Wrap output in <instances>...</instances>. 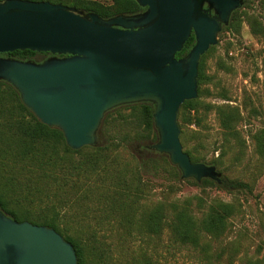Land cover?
Returning a JSON list of instances; mask_svg holds the SVG:
<instances>
[{"label": "water", "instance_id": "1", "mask_svg": "<svg viewBox=\"0 0 264 264\" xmlns=\"http://www.w3.org/2000/svg\"><path fill=\"white\" fill-rule=\"evenodd\" d=\"M134 1L145 10L109 19L48 1L0 2V54H51L42 62L0 56V81L73 150L99 145L107 112L150 103L157 141L144 149L166 155L182 179L221 184L215 166L192 162L183 151L178 114L198 97L200 57L217 45L244 0ZM192 33L193 47L176 58ZM0 264H77V258L54 229L0 210Z\"/></svg>", "mask_w": 264, "mask_h": 264}, {"label": "trees", "instance_id": "2", "mask_svg": "<svg viewBox=\"0 0 264 264\" xmlns=\"http://www.w3.org/2000/svg\"><path fill=\"white\" fill-rule=\"evenodd\" d=\"M4 0H0L2 2ZM48 1L75 8L83 13H94L103 19L117 15H133L145 9L134 0H106L101 4L90 0H29ZM250 0H244L243 6L234 11L224 29L238 31L241 18L248 21L252 32L258 33L257 22L248 14ZM194 45L193 33L183 45L176 58L185 56ZM214 50V46L200 57L197 77L198 97L185 101L179 110L178 124L180 142L185 145L189 126H199L200 113L214 111L226 136L237 139L235 126L241 116L235 107L205 103L201 87L212 79L206 73L205 59ZM20 61H30L36 55L47 57L49 53H36L29 50L1 54ZM220 63L221 69H226ZM228 100V99H226ZM122 121L135 130L133 141L138 147L122 142H102L98 146H85L79 150L70 149L61 131L48 127L36 119L24 106L18 92L8 83L0 81V127L5 134L0 139V162L15 160L25 167H31V177L17 184L11 181L0 186V210L17 222L28 221L54 229L75 251L77 264H109L112 260L110 246L98 238V229L84 231L90 227L84 219L95 211L99 212L96 227L111 224L121 228L127 234H145L147 238L159 240L167 230L170 243L180 247H199L205 236L219 238L227 230L228 220L237 211L227 202L211 200L204 203L200 197L172 201L168 208L156 204L150 210L142 209L141 191L143 176L160 173L159 162L155 157L160 154L143 150L144 145L157 141L153 125L154 106L150 103H136L112 109L105 115L120 113ZM258 153L264 154V131L254 136ZM129 144V145H128ZM127 150L131 162L122 167L119 157ZM192 162H201L199 156L190 150L184 151ZM170 165V164H169ZM171 166V165H170ZM176 171L178 168L171 166ZM176 173H173L175 175ZM178 179L179 174L175 175ZM198 187L214 185L226 191H238L248 188L238 180L222 178L217 184L203 179ZM193 200L201 217L193 211ZM94 205V208L91 206ZM96 207V210H95ZM198 210V211H199ZM149 240L148 242H151ZM168 247V246H167ZM169 252V251H167ZM144 250L139 259L131 264H160ZM248 264H259L257 261Z\"/></svg>", "mask_w": 264, "mask_h": 264}, {"label": "rangeland", "instance_id": "3", "mask_svg": "<svg viewBox=\"0 0 264 264\" xmlns=\"http://www.w3.org/2000/svg\"><path fill=\"white\" fill-rule=\"evenodd\" d=\"M90 1L108 3L106 0ZM249 5L248 15L257 22L258 33L252 32L244 18H241L238 31L223 27L217 45L205 59L206 73L212 80L201 87V99L205 103L237 108L241 116L235 126L237 139L226 136L216 114L211 111L200 113L199 126H189L182 147L183 151L188 149L201 157L200 163L215 166L222 178L241 181L248 188L226 191L214 185L198 187L195 180L182 179L180 171L171 167L174 165L168 157L160 154L155 160L161 171L143 176L140 199L142 209L147 211L158 203L168 208L172 201L194 197L202 198L204 203L214 199L231 203L237 211L229 218L226 232L219 238L203 237L199 247L179 248L170 243L167 230L159 240L152 241L145 234H127L113 222L96 227L99 212L95 211L84 219L90 227L84 235L98 229V238L110 246L113 258L109 264L134 263L144 250L160 264H248L254 261L264 264V154L258 153L253 138L256 133L264 131V0H250ZM45 58L36 55L30 61L42 62ZM221 62L226 69L219 68ZM128 112L124 110L121 114L104 116L99 145L108 141L125 145L130 142L134 148L140 145L133 141L134 128L122 121L121 115ZM4 138L0 127V139ZM131 158L124 150L119 157L120 165L130 168L133 164L125 163L131 162ZM30 168L11 159L0 162V186L7 183L10 188L11 181L19 184L29 179ZM173 173H178L180 178ZM193 205V211L201 217L202 211L197 210L196 200Z\"/></svg>", "mask_w": 264, "mask_h": 264}, {"label": "flooded vegetation", "instance_id": "4", "mask_svg": "<svg viewBox=\"0 0 264 264\" xmlns=\"http://www.w3.org/2000/svg\"><path fill=\"white\" fill-rule=\"evenodd\" d=\"M0 56H1V57H5V56H3V55H1V54H0ZM50 56H51V54H50V55H48L46 58H48V57H50ZM46 58H45V59H46Z\"/></svg>", "mask_w": 264, "mask_h": 264}]
</instances>
